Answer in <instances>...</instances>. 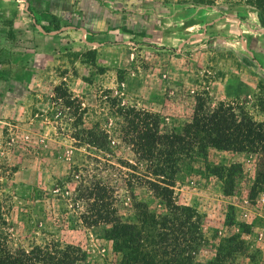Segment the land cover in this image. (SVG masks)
I'll return each mask as SVG.
<instances>
[{
    "label": "rangeland",
    "instance_id": "1",
    "mask_svg": "<svg viewBox=\"0 0 264 264\" xmlns=\"http://www.w3.org/2000/svg\"><path fill=\"white\" fill-rule=\"evenodd\" d=\"M127 1L0 0V230L8 245L27 247L49 230L80 245L89 261L116 260L87 228L54 221L55 183L86 153L72 145V117L55 100L56 87L80 102L85 126H104L112 97L180 126L192 91L264 121V26L248 0ZM114 154L131 157L126 147ZM260 161L256 153L209 149L175 183V201L200 220L196 260L212 258L220 239L237 233L244 246L228 264H264V183L254 182ZM215 164L239 165L230 194L210 172Z\"/></svg>",
    "mask_w": 264,
    "mask_h": 264
},
{
    "label": "trees",
    "instance_id": "2",
    "mask_svg": "<svg viewBox=\"0 0 264 264\" xmlns=\"http://www.w3.org/2000/svg\"><path fill=\"white\" fill-rule=\"evenodd\" d=\"M248 2L264 26V0ZM258 62L264 65L259 58ZM187 97L192 99V110L180 126L168 127L160 114L118 105L114 97L109 98L104 126L98 122L85 126L80 102L55 88V100L72 117L66 127L72 145L83 146L86 153L83 161L70 163L64 178L55 183L54 221L67 228L85 227L107 241L105 249L116 257L110 264H228L244 246L243 238L233 233L220 239L212 258L196 260L203 242L200 220L192 208L175 201L173 187L193 162H205L209 149L258 154L261 161L254 182L264 183V121L253 120L239 106L212 104L204 92L192 91ZM122 147L131 157L114 154ZM210 172L221 182L222 192L230 194L241 169L238 164H215ZM71 182L72 190L64 187ZM0 225H6L2 218ZM42 231L40 242L33 239L24 247L8 245L1 229L0 264H105L89 261L80 245Z\"/></svg>",
    "mask_w": 264,
    "mask_h": 264
}]
</instances>
